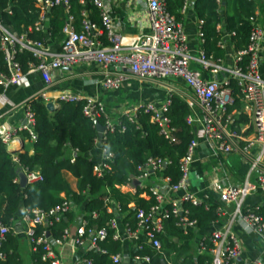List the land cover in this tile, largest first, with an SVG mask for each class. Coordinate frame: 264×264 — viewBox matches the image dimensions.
I'll return each instance as SVG.
<instances>
[{
  "label": "built area",
  "instance_id": "built-area-1",
  "mask_svg": "<svg viewBox=\"0 0 264 264\" xmlns=\"http://www.w3.org/2000/svg\"><path fill=\"white\" fill-rule=\"evenodd\" d=\"M107 1L90 0L98 10L100 24L91 21L88 11L83 10L82 28L77 30L68 9L70 0H36L40 9L36 31L49 33L47 15L52 7L63 5L67 9V22L62 30L64 38L58 49H54L51 42L33 40L25 34H18L5 26L0 19V51L3 54V62H0V99L6 89L24 83L27 74L37 72L43 81L41 89L23 103L21 123L13 125L0 118V142L8 149L17 140H28L32 143L37 140L35 116L31 110L32 101L35 99L42 100L45 105L52 103L55 106L63 103H81L85 116L92 121L100 118L105 126L100 143V157L93 167L94 174L102 176L110 169L114 160V154L103 146V142L109 134L123 133L125 126L107 110L105 103L98 97H84L68 90L56 97L49 96L52 72L77 64L93 63L102 76L99 83L107 90H119L130 78L139 83L163 84L170 80L182 82L188 87L189 93L178 88L176 90L174 86H167V96L163 102H139L121 114L128 121L134 122L139 112L149 113L152 121L159 125L160 135L168 141H173L175 128L166 114L172 103V96L177 94L190 108L187 123L192 129L193 137L186 154L180 160L181 177L178 182L172 184L170 178L162 177L161 173L166 166V161L162 159L151 157L138 167V188H148L155 197L156 204L149 210L137 211L136 228L123 224L118 219H112L110 227L115 230L113 239L133 241V252L142 249V244L139 243L141 240L149 242L159 251L161 242L157 234L162 232L168 216L178 217L177 226L181 227L184 233H198L200 231L197 221L189 219L188 211L182 204L187 202L197 206L204 203L205 208L214 205L218 217L212 222L211 230L198 239L199 256L209 257L210 264H239L244 245L238 230L254 234L264 242V203L250 205L246 202L251 194L264 192V23L261 21V13L264 10L259 8L256 16L250 18L253 28L247 49L234 52L232 60L227 63L226 59L213 62L200 48L203 42L202 19L197 21L198 45L195 48L189 45L182 20L169 12L165 0H137L146 6L149 29L141 34L136 42L125 43ZM83 2L84 0H81V3ZM216 2L220 7L222 0ZM191 3L192 0H183L180 12L185 13ZM6 11L9 15L13 14L10 7ZM218 31L222 34L219 46L227 49L231 34L224 31L222 22L218 24ZM25 50L32 53L36 62L29 63L28 70L23 72L19 53ZM243 55L248 56L245 65L240 63ZM232 81H235L240 89L236 96ZM237 98L242 103L240 110L235 107ZM241 115L246 117V122L239 123ZM201 144L209 151L205 158L199 156ZM231 155L241 156L248 170L241 183L229 182L224 170L220 177L211 180L221 204L205 201L189 189L191 168L195 162L205 163L210 158L220 159ZM13 156L17 161L16 155ZM218 162L221 164L220 160ZM21 171L25 174L28 184L43 180L39 171L28 172L23 168ZM149 179L150 185L143 183ZM179 192L183 193L177 198L169 196ZM70 207V202L65 200L48 211L26 209L21 213L19 220L25 225L24 232L32 250H42L41 261L37 264H63L56 246L66 244L75 252L82 249L84 253H106L99 242L106 239L108 231L104 228H87L83 220L76 226L74 233L68 227L59 239L49 237L47 231L37 234L38 226L48 227L60 221ZM14 220L13 217L12 223ZM10 231L11 227L3 223L0 216V260L5 258L1 248ZM83 256L84 254L75 264H92L91 259ZM163 260L166 264H175ZM112 261L115 264H124L123 254L113 255ZM149 261L148 255L132 254L131 264ZM252 264L262 262L256 260Z\"/></svg>",
  "mask_w": 264,
  "mask_h": 264
},
{
  "label": "trees",
  "instance_id": "trees-1",
  "mask_svg": "<svg viewBox=\"0 0 264 264\" xmlns=\"http://www.w3.org/2000/svg\"><path fill=\"white\" fill-rule=\"evenodd\" d=\"M90 0H70L69 12L77 30L82 28L83 10H87L88 18L100 24L98 10ZM169 12L181 20L180 9L183 0H165ZM10 7L13 14L6 9ZM261 8L258 0H222L221 6L216 0H195L193 9L198 19H202L203 42L200 48L206 57L213 62L224 60L227 49L219 46L222 34L218 31V24L222 22L224 31L230 33V45L235 53L244 51L249 44L253 28L250 18L256 16ZM264 10V7L262 8ZM67 9L63 5L52 7L48 11L47 32L36 31L40 9L36 0H0V19L3 24L18 34H25L28 38L44 42L59 43L64 37L63 27L67 22ZM248 56L240 58L241 65L247 63ZM22 71L28 70L29 63L36 59L29 51L19 53ZM0 62L3 54L0 51ZM235 96L240 89L235 81L231 82ZM1 90V87H0ZM236 108H242L237 98ZM31 110L35 116V132L37 140L33 142L34 154L29 155L24 149L16 155L9 153L5 145L0 142V216L3 223L11 227L6 235L1 251L5 255L0 264H21L18 253L17 239L12 234L11 219L26 209H40L48 211L65 200L70 202V210L58 222L48 227L38 226L37 234L42 231L50 233L53 239L62 237L63 231L69 227L75 216L77 207L84 206L83 221L87 228L106 229L108 236L99 242L106 251H87L84 258L91 259L92 264H115L112 256L123 254V241L114 240V229L110 227L112 219H118L123 224L136 228V213L139 209L149 210L156 204L155 197L148 188H137L132 192H124L121 187L129 184L133 177L139 175L138 167L148 158H159L166 161L161 173L162 177L170 178L172 184L181 177L180 160L186 154L193 137L192 129L187 123L191 113L186 101L177 94L172 96V103L166 114L175 128L174 140L168 141L160 135L159 125L152 121L149 113L139 112L134 122H130L124 115L118 120L125 126L123 133H112L107 136L103 146L114 154L110 169L102 176L94 174L93 167L98 158L90 156L98 142L95 122L84 115L81 103H63L55 110H49L40 99L32 101ZM240 122L246 117L241 115ZM98 122L103 123L102 119ZM76 151L74 157L67 154L68 150ZM74 158V161H72ZM17 164L21 168L39 171L43 180L22 187L19 181ZM71 174L76 180L73 189L66 177ZM133 176V177H132ZM183 208L188 211L189 219L197 221L198 231H208L218 215L214 205L205 208L204 203L194 206L184 202ZM116 210V211H115ZM94 213V214H93ZM264 215V213H263ZM178 217L169 215L164 221L163 230L157 234L161 248L157 251L147 241L141 240L142 249L132 254L148 255L149 262L141 264H162L163 259L175 264H210L209 257L199 256L197 259L188 255L189 246L183 242L189 241L197 232L184 233L177 226ZM41 248L34 252V264L41 261Z\"/></svg>",
  "mask_w": 264,
  "mask_h": 264
},
{
  "label": "crops",
  "instance_id": "crops-1",
  "mask_svg": "<svg viewBox=\"0 0 264 264\" xmlns=\"http://www.w3.org/2000/svg\"><path fill=\"white\" fill-rule=\"evenodd\" d=\"M194 1L195 0H192L191 5L187 8L185 13L182 14L180 12L181 20L184 24L185 31L189 38V45L192 48H195L198 45V17L193 9ZM107 4L112 9V15L117 23L118 31L122 34L123 41L125 43L136 42L141 34L148 31L149 24L147 20V10L145 4L138 2L137 0H108ZM258 4L261 8H263L264 0H258ZM261 19V21H263L264 23V11L261 13ZM47 26L49 28L48 23ZM61 41L58 44L53 43V41L50 42L52 43L54 49H58ZM233 56L234 50L232 46L229 45L227 47L226 62L230 63ZM262 73L264 76V62L262 63ZM101 77V74L98 72L96 66L93 63L77 64L70 68L54 70L52 72V84L49 88L48 93L49 96L56 97L61 92L68 90L78 93L84 97H98L105 103L107 110L116 118H118V116L121 115L124 110L134 106L139 102H154L157 104L163 102L167 96V86H174L176 90L178 85H181V89L183 88L182 82H179L177 80H170L163 84H157L155 82L139 83L134 78H130L119 90H107L103 88L99 83ZM42 86L43 81L40 77V74L35 72L27 74L24 78V83H22L21 85L11 86L6 89L0 99V118L2 119V121H6L13 125H18L19 123H21L23 116V103L27 99L31 98L34 94H36ZM181 91L186 93L188 92V90ZM23 149H27L29 155L34 154L33 143L28 140L23 142ZM67 154L70 155V157H74L75 151L70 149L68 150ZM89 155L95 158L100 157L99 142H97L94 149L89 153ZM208 155V149L204 144H201V147L199 149L200 158H205ZM229 158L230 156H226L220 157V159L210 158L209 160L205 161V163L195 162L191 168L190 176L192 179L190 178L189 189L205 201L211 202L213 204H221L219 194L217 190L212 186L211 180H213V178L215 177H220L224 170L227 174L229 182L241 183L245 179L248 170L247 165L243 162L240 170L228 169L227 165L230 168H235L236 166V160L234 158ZM219 160L221 161V164H219ZM229 162L232 163L233 167L228 164ZM19 168H21V165L17 164V169ZM66 177L70 182L72 188L75 189V178L69 173H66ZM19 180L20 178L18 179V181ZM132 182L133 180L129 184L122 186V191L134 193L137 189L131 188ZM182 193L183 192L169 194V196L172 198H177L181 196ZM246 202L250 205L264 203V192L251 194L250 196H248ZM21 213L22 212L18 213L17 216L14 217L15 220L12 223V234L17 239L20 263L34 264V251L32 250V246L29 243L24 232L25 225L19 220ZM83 215L84 206L77 207L75 216L69 224L72 233H74L76 226L83 219ZM210 230L211 229H209L208 231L198 232L197 235L194 236V238L189 241L183 242L189 246V250L187 252L188 255H191L195 259L199 257V252L197 249L198 239L204 234L208 233ZM238 234L242 239L244 245V251L239 260V264H252L256 260H260L262 264H264V242L254 234H247L242 232L241 230H238ZM142 237L143 236H141V238ZM133 244V241L124 243V264L125 261H127L126 264L132 263ZM56 249L61 256L63 264H75L76 260H78L84 254V251L82 249H78L75 252L67 244L63 246H56Z\"/></svg>",
  "mask_w": 264,
  "mask_h": 264
},
{
  "label": "water",
  "instance_id": "water-1",
  "mask_svg": "<svg viewBox=\"0 0 264 264\" xmlns=\"http://www.w3.org/2000/svg\"><path fill=\"white\" fill-rule=\"evenodd\" d=\"M46 107L52 111L57 108V106L53 105L52 103H48ZM94 122H95L96 130L98 133V142L100 144V143H102V140H103V134L105 131V126L103 124H101L100 122H98L97 120ZM23 150H24L23 149V141H21V140L14 141L9 146V148L7 149V151L13 155H17L19 152H22ZM18 174H19V178H20V180H19L20 185L22 187L26 186L28 184L27 179H26L25 174L21 171V168L18 169ZM139 185H140V181L133 177V182L131 184V188L137 189ZM48 236L50 237V233H48ZM126 263H127V261H125V264ZM162 264H166V262L163 260Z\"/></svg>",
  "mask_w": 264,
  "mask_h": 264
},
{
  "label": "rangeland",
  "instance_id": "rangeland-1",
  "mask_svg": "<svg viewBox=\"0 0 264 264\" xmlns=\"http://www.w3.org/2000/svg\"><path fill=\"white\" fill-rule=\"evenodd\" d=\"M200 69V68H199ZM182 89H181V85H178L177 86V88L178 89H181V90H188V87L187 86H185V85H182ZM231 158H234L235 160H236V166H235V168H230L228 165H227V168L228 169H234V170H240L241 169V167H242V157L241 156H239V155H236V156H230V158L229 159H231ZM230 166H232L233 167V165H232V163L231 162H229L228 163ZM233 170V171H234ZM190 178H191V176H190ZM153 179V178H152ZM192 179V178H191ZM144 184H146V185H150L151 184V179H149V180H145L144 182H143ZM25 241V240H24Z\"/></svg>",
  "mask_w": 264,
  "mask_h": 264
}]
</instances>
